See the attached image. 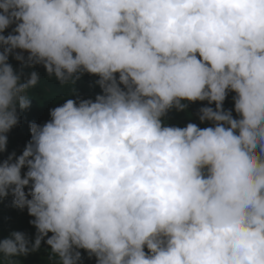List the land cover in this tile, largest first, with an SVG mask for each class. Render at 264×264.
<instances>
[{
  "label": "clouds",
  "instance_id": "1",
  "mask_svg": "<svg viewBox=\"0 0 264 264\" xmlns=\"http://www.w3.org/2000/svg\"><path fill=\"white\" fill-rule=\"evenodd\" d=\"M36 65L76 98L0 160V200L35 228L0 239V264L42 242L47 264H264V0H0V153ZM205 101L208 126L169 123Z\"/></svg>",
  "mask_w": 264,
  "mask_h": 264
},
{
  "label": "trees",
  "instance_id": "2",
  "mask_svg": "<svg viewBox=\"0 0 264 264\" xmlns=\"http://www.w3.org/2000/svg\"><path fill=\"white\" fill-rule=\"evenodd\" d=\"M14 27V25H13ZM11 31V28L8 30ZM7 34V32L5 33ZM27 56L28 54H24ZM9 62L15 69H20L21 65L18 61L10 56ZM32 71H36L39 74L41 84L37 86L31 93L34 97L31 101L30 108L20 111V122L14 127L8 134L7 152L0 153V160L6 158V156L15 151L17 155L22 154L25 144L30 139L29 123L36 122L37 124H43L50 119L49 110L53 107L63 104L67 98L75 99V96L68 97L72 85L60 86L59 82L55 78L48 79L46 70L42 65H36L35 67L24 66V78ZM98 77L85 73L79 80L76 81L74 88L81 98H93L96 94L101 92L99 86L95 85V80ZM232 95L230 93L225 101V108H232ZM207 102H195L189 105L188 111L192 113L189 118L186 112L172 110L168 113L169 123L175 124L180 127L185 126L188 122L199 124L200 127L208 126L207 124H200L196 111L199 107L204 106ZM214 106V105H213ZM26 171V169L22 170ZM27 192V188L25 189ZM12 197L0 200V239H2L8 232L12 230H20L28 233L30 236H34L35 228L30 225L29 221L33 219L27 214V210H20L11 205ZM48 246L42 242L41 248L38 252L32 253L27 257H22L23 264H47L48 252L46 248ZM83 256V264H95V258L89 259L87 253L81 250Z\"/></svg>",
  "mask_w": 264,
  "mask_h": 264
},
{
  "label": "rangeland",
  "instance_id": "3",
  "mask_svg": "<svg viewBox=\"0 0 264 264\" xmlns=\"http://www.w3.org/2000/svg\"><path fill=\"white\" fill-rule=\"evenodd\" d=\"M17 51H21V50H17ZM23 54H27L26 52H24Z\"/></svg>",
  "mask_w": 264,
  "mask_h": 264
}]
</instances>
